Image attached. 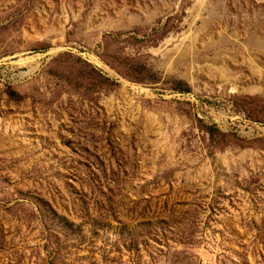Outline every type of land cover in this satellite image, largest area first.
Returning <instances> with one entry per match:
<instances>
[{
  "label": "rangeland",
  "instance_id": "rangeland-1",
  "mask_svg": "<svg viewBox=\"0 0 264 264\" xmlns=\"http://www.w3.org/2000/svg\"><path fill=\"white\" fill-rule=\"evenodd\" d=\"M0 264H264V0H0Z\"/></svg>",
  "mask_w": 264,
  "mask_h": 264
}]
</instances>
